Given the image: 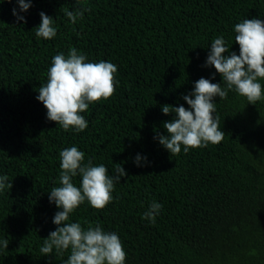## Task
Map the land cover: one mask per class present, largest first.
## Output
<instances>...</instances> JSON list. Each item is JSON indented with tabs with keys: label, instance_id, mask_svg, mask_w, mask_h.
I'll list each match as a JSON object with an SVG mask.
<instances>
[{
	"label": "trees",
	"instance_id": "obj_1",
	"mask_svg": "<svg viewBox=\"0 0 264 264\" xmlns=\"http://www.w3.org/2000/svg\"><path fill=\"white\" fill-rule=\"evenodd\" d=\"M0 0V175L12 189L0 194V264H64L70 250L44 256L40 248L61 209L49 192L60 186L59 153L78 147L85 161L126 177L103 209L87 201L70 222L116 232L125 264H264V101L249 104L229 90L215 98L219 144L171 155L157 139L168 135L164 105L179 107L201 77L222 83L205 67L214 38L223 35L239 54L234 26L264 19V0ZM91 8L73 24L64 9ZM13 9L27 23L17 22ZM55 18L57 35L36 36L40 13ZM75 47L88 62L118 67L115 94L80 113L82 132L47 119L37 100L52 59ZM227 55V54H226ZM264 85V80L260 81ZM146 157L137 166V155ZM82 177L73 178L79 187ZM163 205L153 224L142 219L150 204Z\"/></svg>",
	"mask_w": 264,
	"mask_h": 264
},
{
	"label": "clouds",
	"instance_id": "obj_2",
	"mask_svg": "<svg viewBox=\"0 0 264 264\" xmlns=\"http://www.w3.org/2000/svg\"><path fill=\"white\" fill-rule=\"evenodd\" d=\"M17 3L22 12H27L32 6L31 0H17ZM85 12H91V8L64 9V14L73 24L83 19ZM13 15L17 22L27 23L16 9H13ZM40 16L41 23L35 28L36 36L51 40L57 35L55 18L44 12ZM234 31L239 54L229 49L223 35L217 36L211 43L204 65L214 67L223 82L213 83L215 74L211 79L201 77L195 82L192 92L182 95L189 107L183 104L162 107L165 115L175 113V116L163 124L168 135L157 131L154 139L171 155H179L182 146L187 154L190 149L207 147L209 143L219 144L223 140L225 132L219 127L216 97L226 99L229 90H234L246 97L249 104L264 101V85L260 82L264 80V19H245L235 24ZM117 72L115 64L103 60L88 62L86 54L72 47L67 57L62 52L53 57L47 83L40 86L36 98L46 107L48 120L56 122L65 131L75 129L82 132L88 127V121L80 113L87 111L90 104L115 94L119 83ZM59 157L60 186L49 192L50 202L61 209L53 218L58 227L44 238L41 253L51 256L54 249L57 253L70 250L64 264H125L127 254L116 232H106L99 225H89L85 229L79 222H70V215L85 201L96 209H103L113 201L115 184L128 175L124 167L117 164L110 175L104 164L94 166L91 159L84 163L85 153L76 146L61 150ZM142 159L147 158L136 156L137 166H141ZM77 176L82 177L79 187L73 182ZM8 181L7 175H0V194L5 189H12L13 184ZM162 208L161 203L153 201L142 219L154 224ZM0 245L8 249L9 241L4 239Z\"/></svg>",
	"mask_w": 264,
	"mask_h": 264
}]
</instances>
